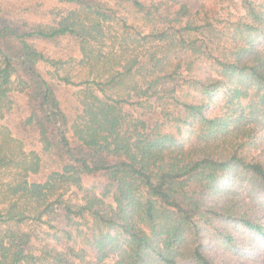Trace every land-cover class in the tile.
<instances>
[{"label":"trees","instance_id":"16d2710c","mask_svg":"<svg viewBox=\"0 0 264 264\" xmlns=\"http://www.w3.org/2000/svg\"><path fill=\"white\" fill-rule=\"evenodd\" d=\"M60 1L74 8L53 25L0 14V119L12 92L22 98L20 137L0 124V176L15 170L28 198L0 203V264H264V164L255 155L264 142V0H241L243 15L219 27L196 0ZM131 13L151 30L128 23ZM109 24L138 53L114 55L94 86L62 92L39 63L74 85L58 73L64 60L40 43L72 38L92 52ZM122 84L124 98L106 92ZM29 173L44 178L30 182ZM71 187L78 201L63 197ZM44 214L74 228L55 230L53 241L22 228Z\"/></svg>","mask_w":264,"mask_h":264},{"label":"rangeland","instance_id":"374dc122","mask_svg":"<svg viewBox=\"0 0 264 264\" xmlns=\"http://www.w3.org/2000/svg\"><path fill=\"white\" fill-rule=\"evenodd\" d=\"M238 8L225 7L221 4H216L213 0H196L198 5H204L203 7L211 6L214 15L219 19L220 24H228L235 19L241 17L244 10L241 9V0H236ZM32 6H35L33 9ZM74 7L60 0H0V14L4 15L5 18L12 19L20 24L28 23L30 24H42V25H53L59 21L65 20L70 14L71 9ZM128 23H133L137 26L142 34L150 31V26L145 24V22L139 18L140 15L136 13L128 14L125 16ZM225 30V31H224ZM223 32L226 34V27L223 28ZM98 38L93 40L92 52L90 51H80L77 46V42L72 38H62L58 42H42L43 51L49 54L52 58L61 57L64 60V64L58 73L61 75H67L73 84H65L63 81L58 80L54 75V68L46 63H39L40 68L49 76L53 77V80L58 82L61 86V91H66L68 94L73 93L77 90L75 85L85 86L92 85V81L103 80L107 74L113 68V56H119L121 59L124 57L135 55L139 51V44L130 40V38L124 39V34L119 25L109 24L101 28L97 32ZM107 56H103V55ZM122 59V60H123ZM129 89L127 84H122L120 86L112 87L106 86V92L113 95L114 98H124L121 93L126 92ZM63 94V93H62ZM11 108L5 115L0 119V124L6 126L12 134V137H20L14 131V119L18 117L22 109V98L20 93L14 91L11 93ZM11 138V137H10ZM25 150H38L34 145H29L24 143ZM35 150V151H36ZM257 158L263 160L264 164V142L258 147L257 152H255ZM28 180L31 181H41L43 180L39 174H28ZM18 182L15 181V170L10 173L7 172L0 176V203L2 201H8V199H14L17 196L20 197V201H27L28 198L21 196L23 193V187L18 186ZM18 189V194H11L12 191ZM99 190H97L98 193ZM25 194V193H24ZM81 196V192L76 188L71 187L63 196L67 200L72 202L78 201ZM34 200V198H33ZM111 202L110 197L105 199ZM0 204V205H1ZM71 216V215H70ZM72 217V216H71ZM78 221V219H77ZM53 226V227H52ZM22 228L34 231L40 238L48 239L50 241L54 240V231L65 228L72 230L74 225L72 222L62 216L56 219L52 218L51 214H44L41 221L28 219L22 225ZM57 234H60L57 232Z\"/></svg>","mask_w":264,"mask_h":264}]
</instances>
